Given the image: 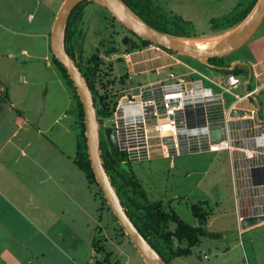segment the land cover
Segmentation results:
<instances>
[{
    "label": "rangeland",
    "instance_id": "obj_1",
    "mask_svg": "<svg viewBox=\"0 0 264 264\" xmlns=\"http://www.w3.org/2000/svg\"><path fill=\"white\" fill-rule=\"evenodd\" d=\"M239 1L159 0V3L169 13L179 14L190 21L191 36L177 38L207 41L232 29L215 30L211 21L231 14ZM63 2L0 0V144L11 136L12 131L17 130L20 134L10 138L14 141L30 140L31 152H37L35 161L18 154L19 164L14 161L3 163L20 180H61L63 191L56 193L53 190V210L54 218L63 215V224L56 227L58 232L53 236V250H49L45 258L47 264H146L125 231L120 229L99 186L90 185L83 170L73 160L77 145L74 116L70 112L72 90L58 72L51 50L52 27ZM81 12L78 26L81 66H86L89 60H100L96 88L102 92L107 90L110 97L117 99L122 91L136 93L140 84L157 80L169 82L170 75H183L189 72L188 67L208 75L219 73L207 67L202 59L162 47L160 50L143 47L144 52L134 55L133 61L157 56L154 59L156 62L164 59L171 64L166 67L167 72L161 73L152 67V62L147 63L148 67L141 63L138 68L133 66L137 73L132 74L122 54L139 51V48L128 49L129 41L135 38L134 33L100 2L86 0ZM28 13L31 17H28ZM257 31L256 35L264 32V19ZM124 38L128 40L124 42ZM113 47L117 51L108 52ZM248 53L245 47H240L225 55V61L228 65L243 62ZM168 54L180 62L175 63ZM238 75L243 84L236 92L243 95L246 92V79L242 74ZM192 77H198V74ZM100 81L104 87L100 86ZM251 85L253 89L254 81ZM257 93L250 101L258 108L259 117L264 118V90ZM225 97L229 105L233 98L228 94ZM94 106L99 107L98 101ZM97 118L99 124L102 122L106 137L105 129L112 125V120L110 116L98 114ZM11 144L6 142L8 149L5 159L12 152ZM174 163L171 166L168 159L159 157L128 164L151 199L162 200L166 210L174 211L189 224L199 223L192 205L201 204L209 213L206 220L218 221L208 230L220 238L207 241L202 237L192 247L191 255L171 260L170 263L253 264V256L261 262L264 254V222L240 233L238 229L234 230L232 224V181L226 153L180 156ZM50 174L51 179L48 178ZM57 218L61 219L60 216ZM171 228H175V224ZM57 242L58 245H55ZM93 242L101 244L104 252H96Z\"/></svg>",
    "mask_w": 264,
    "mask_h": 264
},
{
    "label": "built area",
    "instance_id": "obj_2",
    "mask_svg": "<svg viewBox=\"0 0 264 264\" xmlns=\"http://www.w3.org/2000/svg\"><path fill=\"white\" fill-rule=\"evenodd\" d=\"M146 48L161 49L152 44ZM143 51L122 54L132 74L137 71L131 68L140 61L133 57ZM188 69L183 75H171L169 82L140 84L136 93L119 94L110 127L123 154L122 162L162 157L173 166L180 156L226 153L238 223L264 216V118L259 117L255 104L248 108L242 104L250 102L256 89L240 95L236 92L243 84L240 75H208ZM195 74L198 77L193 78ZM226 94L233 98L229 105ZM234 109L241 111L232 115Z\"/></svg>",
    "mask_w": 264,
    "mask_h": 264
},
{
    "label": "trees",
    "instance_id": "obj_3",
    "mask_svg": "<svg viewBox=\"0 0 264 264\" xmlns=\"http://www.w3.org/2000/svg\"><path fill=\"white\" fill-rule=\"evenodd\" d=\"M129 11H132L137 15L144 23L155 30H159L171 36L178 37H190L191 23L185 20L179 14L173 15L167 10H164L159 3V0H120ZM257 0H240L235 6L231 14L223 18H213L212 28L218 29H230L235 24L243 21L253 9ZM86 1L80 2L73 8L68 18L65 35L64 46L66 53L75 62L78 70H81L83 77L86 80L88 88L91 90L94 105L98 101L99 107L97 113L101 116L100 108L105 110L106 115L110 116L116 99L110 97L108 91H99L96 88L98 82V67L99 61L89 60L86 66H81L82 57L81 49L79 45V21L82 15V7ZM220 25H222L220 27ZM138 43H132L128 49L136 50L137 48H143L151 43L139 36H137ZM77 46V48H76ZM77 50H76V49ZM117 48L109 49L110 51H117ZM53 62L56 68L59 70L62 78L70 86L72 90L73 104L70 108L71 114L74 116V123L76 129V154L73 158L76 165H78L85 173L86 179L90 185H98L90 160L88 157L86 146V134L84 127V110L80 97L73 84L72 79L66 72V69L62 63L53 56ZM207 67L212 70L222 73H236L242 74L245 79H248L251 75V81L247 84V87L252 90V78L253 74L251 66L248 64L235 63L233 67L228 65L225 61V56H214V58L205 60ZM101 87H104L103 82H99ZM100 154L101 161L105 167L106 173L113 185L115 192L120 202L125 207V210L134 222L139 232L149 241L158 255L165 260L167 264H171L172 258L189 255L192 253V247L197 245L201 240L200 237L207 234L205 229L207 214L206 210L201 207V204H193V214L199 220L198 226H193L182 220L176 215L174 211H168L164 207L162 200H153L150 198L143 183L138 179L130 164L123 163V154L119 150H113L108 144L107 138L104 136V132H100ZM100 190V188H99ZM108 208L110 209L109 205ZM116 220L115 216L113 215ZM175 224V228H171V225ZM120 229L123 228L120 226ZM96 252H104V247L96 242H93ZM111 252V251H110ZM110 253L108 252V255ZM108 258L107 256L105 257ZM96 261H98L96 259Z\"/></svg>",
    "mask_w": 264,
    "mask_h": 264
},
{
    "label": "crops",
    "instance_id": "obj_4",
    "mask_svg": "<svg viewBox=\"0 0 264 264\" xmlns=\"http://www.w3.org/2000/svg\"><path fill=\"white\" fill-rule=\"evenodd\" d=\"M28 17H31V14L28 13ZM27 21L29 23L28 18ZM257 30L256 31L259 32V28ZM254 34L249 41L240 46L245 47L249 52V55H247V57L243 59V62L240 63H245L251 66L253 74L252 82L254 81V88L256 89V92L259 93L264 90V32L259 33L258 35H256V33ZM22 51L27 53L26 49H23ZM9 53H11V50ZM156 57L149 56L146 58L147 60H140L134 66L138 68V65L141 63L147 66L148 62H152V67L160 70L161 67L166 68L171 64L164 59L156 62V60H154ZM233 63H231V65ZM131 69L134 70L133 67ZM134 71H136V69ZM219 73L227 74L222 72ZM9 100L10 99L8 98V102ZM242 104L244 108L251 107V101H244ZM19 134V131L14 130L12 131L11 136L16 137ZM10 137L0 144V264H47L45 258L48 251L51 250L52 252L53 250V236L54 233L58 232V228L56 229V227L57 225L59 227L63 224V219L61 218L63 215H57L54 218L53 190L56 193H60L63 191V185L60 182L61 180H20L14 172H11V168L3 162L14 161L16 164H19L20 158H18V154L29 160L35 161L37 152H31L30 140L26 139L23 141L22 139H19L18 141H14ZM6 142L12 143L11 150L13 153L10 152V156L7 154L8 158L5 159V151L8 149ZM48 178H52L51 174L48 175ZM61 212L63 213V207ZM58 216H60L61 219L57 218ZM232 220L234 230L238 229L239 233L256 227L253 226L241 230L234 212ZM217 222L207 220V223L205 224L207 234L202 236L207 239V241H214L217 238H220L219 236L216 237L212 231L208 230V228H212ZM191 225L198 226L199 223ZM202 237H200V239ZM47 242L49 244H47ZM55 245H58V242L55 243ZM215 245L217 244L215 243ZM223 249L224 248H222V250ZM226 249V251L230 250L229 246H227ZM51 252L50 254H52ZM182 256L172 258V260H179ZM204 257H206V255H204ZM253 257L255 262L253 264H264V254L261 256V262H258V257Z\"/></svg>",
    "mask_w": 264,
    "mask_h": 264
},
{
    "label": "water",
    "instance_id": "obj_5",
    "mask_svg": "<svg viewBox=\"0 0 264 264\" xmlns=\"http://www.w3.org/2000/svg\"><path fill=\"white\" fill-rule=\"evenodd\" d=\"M86 0H64L61 5L51 33V50L55 57L62 63L66 69L67 74L72 79L74 86L80 97L82 103V108L84 110V127L86 134V146L88 157L90 160V165L92 166L93 172L97 184L104 195L106 202L108 203L110 209L113 212L117 222L125 231L127 237L133 242L134 246L140 253L141 257L145 259L146 264H167L164 259H162L158 253L154 250L152 245L148 240L139 232L138 228L135 226L134 222L131 221L128 216L125 207L120 202L113 185L106 173L105 167L101 161L100 154V134H99V124L97 118V108L94 106V99L91 90L88 88L85 78L82 75L81 70H78L75 62L66 53L64 46V35L70 16L71 11L80 2ZM96 1L103 4L109 12L112 13L126 28L131 30L136 36H139L152 45H157L164 49L177 52L179 54L196 57L202 59L207 66L205 60L214 58V56H225L240 48L243 44L249 41L255 31L259 28L258 26L264 19V0H257L253 9L251 10L250 16L247 18L246 22L242 26V30L238 37L232 41V43L226 45L221 49L214 50H204L196 47H191L177 40L178 36H171L163 33L159 30H155L144 23L137 15L128 8L120 0H87ZM245 20V19H244ZM128 38H124L126 42ZM240 63V62H234ZM233 64L230 65L233 67ZM245 64V63H240ZM247 65V64H246ZM210 68V67H209ZM252 71V69H251ZM159 72H167V68L161 67ZM170 75V74H169ZM171 76V75H170ZM251 81V75L246 79L245 91H249L247 84ZM258 109V108H257ZM101 115L105 116V110L100 108ZM241 110L234 109L232 115L239 113ZM258 113V112H257ZM259 115V114H258ZM105 135L108 144L113 150H118V145L116 144V139L111 127L105 129ZM264 222V216H256L250 218H244L240 222V229L245 230L247 228L256 226V224Z\"/></svg>",
    "mask_w": 264,
    "mask_h": 264
},
{
    "label": "bare ground",
    "instance_id": "obj_6",
    "mask_svg": "<svg viewBox=\"0 0 264 264\" xmlns=\"http://www.w3.org/2000/svg\"><path fill=\"white\" fill-rule=\"evenodd\" d=\"M243 25H244V22L241 25L232 27L231 30H228V31H225L223 33L213 36V38L207 41H198L196 39L189 40V39H182V38H176V39L191 47H196V48H200L204 50L221 49L225 47L226 45L232 43V41L238 37V35L240 34L242 30Z\"/></svg>",
    "mask_w": 264,
    "mask_h": 264
},
{
    "label": "flooded vegetation",
    "instance_id": "obj_7",
    "mask_svg": "<svg viewBox=\"0 0 264 264\" xmlns=\"http://www.w3.org/2000/svg\"><path fill=\"white\" fill-rule=\"evenodd\" d=\"M134 39H131L130 41H129V44H132V43H138L137 41H138V39H137V36L134 34ZM98 114V113H97ZM99 124V123H98ZM99 127H100V129H99V134H100V132L102 131V122L99 124Z\"/></svg>",
    "mask_w": 264,
    "mask_h": 264
}]
</instances>
